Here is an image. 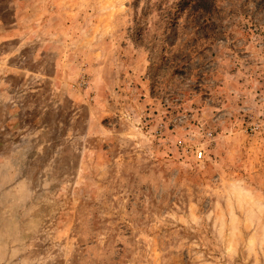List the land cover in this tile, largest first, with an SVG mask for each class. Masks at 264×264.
Segmentation results:
<instances>
[{
    "label": "rangeland",
    "instance_id": "rangeland-1",
    "mask_svg": "<svg viewBox=\"0 0 264 264\" xmlns=\"http://www.w3.org/2000/svg\"><path fill=\"white\" fill-rule=\"evenodd\" d=\"M0 264H264V0H0Z\"/></svg>",
    "mask_w": 264,
    "mask_h": 264
},
{
    "label": "built area",
    "instance_id": "built-area-1",
    "mask_svg": "<svg viewBox=\"0 0 264 264\" xmlns=\"http://www.w3.org/2000/svg\"><path fill=\"white\" fill-rule=\"evenodd\" d=\"M201 153H198V156H200Z\"/></svg>",
    "mask_w": 264,
    "mask_h": 264
}]
</instances>
